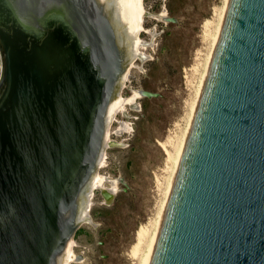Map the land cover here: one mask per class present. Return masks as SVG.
<instances>
[{"label":"water","instance_id":"water-1","mask_svg":"<svg viewBox=\"0 0 264 264\" xmlns=\"http://www.w3.org/2000/svg\"><path fill=\"white\" fill-rule=\"evenodd\" d=\"M142 7L0 0V264H67ZM149 264H264V0L229 2Z\"/></svg>","mask_w":264,"mask_h":264},{"label":"rangeland","instance_id":"rangeland-1","mask_svg":"<svg viewBox=\"0 0 264 264\" xmlns=\"http://www.w3.org/2000/svg\"><path fill=\"white\" fill-rule=\"evenodd\" d=\"M223 4L224 0H144L141 56L122 94L145 89L158 95L139 97L128 115L119 112L112 123L106 164L99 170L109 179L120 178L119 190L110 202L102 190L95 191L91 221L83 222L74 236L77 259L71 264H134L130 250L136 232L155 216L162 197L157 180L166 176L167 154L158 141L179 134L186 125L188 102L199 77L194 67L208 50L204 24ZM163 12L175 20L160 16ZM125 121L131 130L122 127Z\"/></svg>","mask_w":264,"mask_h":264},{"label":"bare ground","instance_id":"bare-ground-1","mask_svg":"<svg viewBox=\"0 0 264 264\" xmlns=\"http://www.w3.org/2000/svg\"><path fill=\"white\" fill-rule=\"evenodd\" d=\"M229 2L230 0H224V4L219 8L217 7L216 11L214 10L216 15L214 19H208L204 24V28H205L204 38L205 41H207L208 43V50L205 54V57L204 58L202 57L200 65L199 66L196 65L194 67V70L198 72L199 77H198V83L195 85L194 93L188 102L189 111L185 118L186 119L185 127H183V129L179 128L181 130L179 134L172 135V133H170L165 140L158 141L160 146L163 147V149L167 154V166L165 168L166 176H164L163 178L164 180L161 179L157 180L158 187L161 190L162 197L161 200L159 201L160 203L158 205V209L155 216L152 219H150L147 223H143L142 225H140L139 229L136 232L135 242L133 243L130 250V257H131L130 259L134 264L150 263L153 250L157 241V237L160 231V227L164 218L165 209L171 194V190L173 188L177 170L179 168L183 156V152L185 149L186 141L194 119V115L203 91L205 80L219 40L222 26L224 24ZM145 13L146 10L144 8V0H143L139 34L126 76L123 81V87L129 78L131 68L134 66L136 59L141 56L140 53L142 48V40H140L141 39L140 32L144 26ZM164 15L165 12H163V15L161 14L160 16H163L164 18ZM191 83L192 82H190V84ZM140 90L141 89L133 90V93L129 96H124L122 94V90L119 93L113 110L109 128L107 131L106 147L102 155L100 167L106 164V158H107L106 148L111 144L110 134H111L112 123L115 121L117 114L119 112L128 115L127 112L129 107L135 108L138 98L142 97ZM122 127L125 128L126 130L130 129V124L125 121L122 124ZM118 131L120 132V130ZM120 180H121L120 178L109 179L108 176H104L103 174L100 173V170H98V172L95 174L93 183L91 185L90 194L87 197V205L84 206V210L82 211V219H83L82 223L86 221H91V216L89 214V211L91 206L93 205V198L95 196V191L97 189L102 190L105 199L108 202H110L114 197L115 192L119 190ZM107 183H110L111 185L108 187L106 186ZM74 246H75V241L73 238L67 264H71L72 261H75L77 259L76 253L74 251Z\"/></svg>","mask_w":264,"mask_h":264},{"label":"flooded vegetation","instance_id":"flooded-vegetation-1","mask_svg":"<svg viewBox=\"0 0 264 264\" xmlns=\"http://www.w3.org/2000/svg\"><path fill=\"white\" fill-rule=\"evenodd\" d=\"M165 17H168V16L164 15V18H165ZM99 190H100V189H99ZM102 193H103V192H102Z\"/></svg>","mask_w":264,"mask_h":264}]
</instances>
